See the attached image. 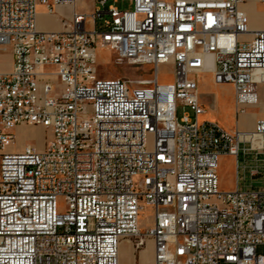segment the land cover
<instances>
[{
    "label": "built area",
    "instance_id": "2783aa9c",
    "mask_svg": "<svg viewBox=\"0 0 264 264\" xmlns=\"http://www.w3.org/2000/svg\"><path fill=\"white\" fill-rule=\"evenodd\" d=\"M76 1L0 0V52L13 54L0 72V264H121L124 241L136 255L150 239L154 264H264V118L249 131L201 120L195 76L231 84L238 115L261 103L264 27L250 28L245 0H94L62 30L39 28V6ZM101 48L155 73L100 77ZM164 64L172 82H159ZM26 124L51 131L45 149L6 151ZM225 155L236 178L222 191Z\"/></svg>",
    "mask_w": 264,
    "mask_h": 264
},
{
    "label": "rangeland",
    "instance_id": "374dc122",
    "mask_svg": "<svg viewBox=\"0 0 264 264\" xmlns=\"http://www.w3.org/2000/svg\"><path fill=\"white\" fill-rule=\"evenodd\" d=\"M82 6L93 4L94 0H81ZM112 3L109 1L108 4ZM116 5L121 9L130 10L132 8L131 0H117ZM250 16V28L261 29L264 27V5L260 0H245L241 6ZM89 25V24H88ZM159 82L169 83L174 79L173 66L164 64L159 66ZM97 72L100 77H122L125 79L148 78L154 75L155 70L152 65L143 67L133 66L126 62H118L116 54L109 49L101 48L98 50ZM198 79L200 96L207 108V113L200 119L206 121H215L224 127L229 124H236L237 120L250 121V117L257 113L264 106L259 104L247 107L245 113L237 114L234 105V96L228 83L216 84L213 82L212 74L208 71H201L195 74ZM260 96H264V90L259 89ZM233 100V103H232ZM264 102V99H263ZM183 109L179 107L178 116H182ZM242 123V122H241ZM254 126V122L251 124ZM16 134L15 143L9 146L8 152H21L27 145L35 147L37 150H44L46 144L51 139V131L45 127L37 125H19L14 129ZM153 143V136H149V148ZM234 159L224 157L220 162L219 176L220 189L222 191L232 190L235 187ZM256 187L264 186L263 180H255ZM154 223V210L147 207L141 212L140 226L143 230L152 226ZM259 252H264V247L258 248ZM154 242L148 240L147 246L140 254L133 253V246L130 242L124 241L120 246L121 264H154Z\"/></svg>",
    "mask_w": 264,
    "mask_h": 264
},
{
    "label": "crops",
    "instance_id": "0c3cea01",
    "mask_svg": "<svg viewBox=\"0 0 264 264\" xmlns=\"http://www.w3.org/2000/svg\"><path fill=\"white\" fill-rule=\"evenodd\" d=\"M81 0H77L75 5H60L57 7L55 13L53 14H49L46 11V8L44 6H39L38 11H39V15H38V26L40 29L42 30H62V25L65 26V20L68 22L72 16H73V8L74 6L77 7V10L80 12H85L87 14H90V12L94 9V2L93 4L89 5V6H82L81 4ZM12 65H13V54H12V50L11 48H7L5 51H1L0 52V72L1 73H7L10 72L12 70ZM230 88L231 91L233 92V96H234V90L231 84ZM261 88V90H264V85H260L259 89ZM200 92V90H199ZM264 96L261 95V105L264 106V102H263ZM202 100V98H201ZM203 102V101H202ZM233 103V100H232ZM244 114V113H243ZM259 118H264V109L260 108V110L253 114L250 117V121H241L237 120L236 124H229L227 127L228 130H235V129H240V130H245V131H249V130H253L256 120ZM254 122V126L252 129L251 128V124ZM224 127V126H223ZM224 157H230L232 159H234V175L236 178V159L232 156H228L225 155L222 157V159Z\"/></svg>",
    "mask_w": 264,
    "mask_h": 264
},
{
    "label": "bare ground",
    "instance_id": "6f19581e",
    "mask_svg": "<svg viewBox=\"0 0 264 264\" xmlns=\"http://www.w3.org/2000/svg\"><path fill=\"white\" fill-rule=\"evenodd\" d=\"M72 5H75V3H73ZM88 15H90V14H88ZM64 27H66V26H64V25H62V28H64ZM221 125V124H220ZM222 126V125H221ZM223 127V126H222ZM225 128V127H224ZM227 129V128H226ZM228 130V129H227ZM228 131H231V130H228Z\"/></svg>",
    "mask_w": 264,
    "mask_h": 264
}]
</instances>
